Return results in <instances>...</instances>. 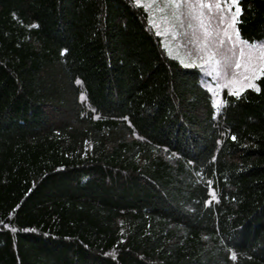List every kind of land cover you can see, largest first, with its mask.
I'll list each match as a JSON object with an SVG mask.
<instances>
[{
    "label": "trees",
    "instance_id": "1",
    "mask_svg": "<svg viewBox=\"0 0 264 264\" xmlns=\"http://www.w3.org/2000/svg\"><path fill=\"white\" fill-rule=\"evenodd\" d=\"M232 87L134 0H0V264H264V66Z\"/></svg>",
    "mask_w": 264,
    "mask_h": 264
},
{
    "label": "rangeland",
    "instance_id": "2",
    "mask_svg": "<svg viewBox=\"0 0 264 264\" xmlns=\"http://www.w3.org/2000/svg\"><path fill=\"white\" fill-rule=\"evenodd\" d=\"M136 2L148 10L150 24L167 54L184 66L198 68L204 80L239 90L264 66V49L256 50L238 39L234 15L222 0H191L189 4L182 0L180 5L173 0Z\"/></svg>",
    "mask_w": 264,
    "mask_h": 264
},
{
    "label": "snow or ice",
    "instance_id": "3",
    "mask_svg": "<svg viewBox=\"0 0 264 264\" xmlns=\"http://www.w3.org/2000/svg\"><path fill=\"white\" fill-rule=\"evenodd\" d=\"M134 2H136V0H134ZM173 2L176 4V5H180L182 0H173ZM183 2L185 4H189L191 2V0H183ZM229 6H230V10H231V6H235V12L236 14L238 15L239 12L241 11L240 9V6H239V3H238V0H227ZM261 59H264V55L261 56ZM235 67L239 68L240 67V64L239 62H237V64L235 65ZM79 82V81H77ZM249 86H252V85H249ZM233 139H235V137H233ZM233 259H235V256L232 257Z\"/></svg>",
    "mask_w": 264,
    "mask_h": 264
},
{
    "label": "bare ground",
    "instance_id": "4",
    "mask_svg": "<svg viewBox=\"0 0 264 264\" xmlns=\"http://www.w3.org/2000/svg\"><path fill=\"white\" fill-rule=\"evenodd\" d=\"M260 45V44H259Z\"/></svg>",
    "mask_w": 264,
    "mask_h": 264
}]
</instances>
